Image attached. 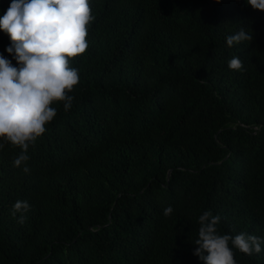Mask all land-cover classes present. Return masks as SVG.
Masks as SVG:
<instances>
[{"label":"trees","instance_id":"16d2710c","mask_svg":"<svg viewBox=\"0 0 264 264\" xmlns=\"http://www.w3.org/2000/svg\"><path fill=\"white\" fill-rule=\"evenodd\" d=\"M90 7L89 47L70 58L72 108L52 105L29 174L13 164L19 147L0 149V264H203L193 251L205 211L222 234L264 239V11L246 0ZM241 28L253 39L229 47ZM10 43L0 31L16 65ZM18 200L31 206L23 224ZM234 258L264 264V245Z\"/></svg>","mask_w":264,"mask_h":264},{"label":"clouds","instance_id":"9594fccd","mask_svg":"<svg viewBox=\"0 0 264 264\" xmlns=\"http://www.w3.org/2000/svg\"><path fill=\"white\" fill-rule=\"evenodd\" d=\"M219 2V0H217ZM254 10L264 11V0H246ZM96 17L90 0H12L0 17V31L11 41L6 51L16 61L0 54V149L5 143L19 147L13 160L25 174L31 169L28 149L47 131L57 116L54 103H62L65 112L73 106L69 95L80 82L79 70L70 58L84 54L89 47L88 30ZM250 32L241 28L226 37L229 47L251 41ZM234 71L243 69L242 60L234 56L228 61ZM27 201H16L12 215L19 214L23 224L30 210ZM173 213L171 206L164 216ZM221 217L205 211L199 216L198 238L193 255L203 264H237L235 250L252 256L259 254L264 239L241 232L235 236L218 231Z\"/></svg>","mask_w":264,"mask_h":264}]
</instances>
